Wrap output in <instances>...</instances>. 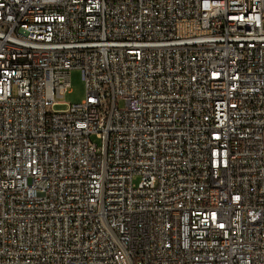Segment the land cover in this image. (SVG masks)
<instances>
[{"label":"built area","instance_id":"obj_1","mask_svg":"<svg viewBox=\"0 0 264 264\" xmlns=\"http://www.w3.org/2000/svg\"><path fill=\"white\" fill-rule=\"evenodd\" d=\"M0 264H264V0H0Z\"/></svg>","mask_w":264,"mask_h":264},{"label":"rangeland","instance_id":"obj_2","mask_svg":"<svg viewBox=\"0 0 264 264\" xmlns=\"http://www.w3.org/2000/svg\"><path fill=\"white\" fill-rule=\"evenodd\" d=\"M86 96V90H85V84L82 79V73L80 69H73L71 71V86L69 88V91L60 98V101H62L64 104L57 106V109H64L67 107L66 104L79 102L83 100ZM120 107L125 106V101L123 99L119 100ZM92 139L95 142H100V140L96 136H92ZM135 182H139V178H135Z\"/></svg>","mask_w":264,"mask_h":264}]
</instances>
